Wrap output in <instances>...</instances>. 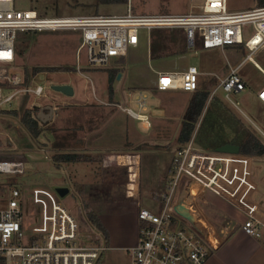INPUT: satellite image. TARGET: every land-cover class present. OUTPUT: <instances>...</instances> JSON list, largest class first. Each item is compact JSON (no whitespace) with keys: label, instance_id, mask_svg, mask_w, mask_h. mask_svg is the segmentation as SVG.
Returning a JSON list of instances; mask_svg holds the SVG:
<instances>
[{"label":"built area","instance_id":"2783aa9c","mask_svg":"<svg viewBox=\"0 0 264 264\" xmlns=\"http://www.w3.org/2000/svg\"><path fill=\"white\" fill-rule=\"evenodd\" d=\"M245 25L251 26L252 33L243 40ZM160 27L182 29L190 46L199 33L203 48L243 44L249 50L218 82L229 99L231 91L245 88L238 68L252 60L254 51L264 45V6L230 11L226 0H198L184 13H134L128 5L127 12L121 15L45 16L35 9H16L13 0H0V104L9 103L18 92L40 95L44 89L41 85L30 88L13 70L19 30H79L76 65L80 71V56L92 66L108 65L113 58L125 57L129 46L138 44L140 29ZM198 75L194 64L182 70H159L155 87L194 91ZM3 86L19 88L4 93ZM215 89L208 98L215 95ZM128 96L133 105L108 103L150 126L145 91L137 89L135 95L129 92ZM258 97L264 103V88ZM233 104L237 106V102ZM193 134L172 155L161 206L157 210L138 208L137 239L127 248L128 264H202L214 243L223 237L201 209L200 199L206 192L222 198L244 215L239 225L245 234L264 237V206L259 194L264 186V162L259 160L263 154L205 150L195 143ZM0 172L23 173V159L0 157ZM82 212L85 216L88 213L83 209ZM80 234L75 216L54 188L13 186L0 206V264H106L101 261L105 242H81Z\"/></svg>","mask_w":264,"mask_h":264},{"label":"rangeland","instance_id":"374dc122","mask_svg":"<svg viewBox=\"0 0 264 264\" xmlns=\"http://www.w3.org/2000/svg\"><path fill=\"white\" fill-rule=\"evenodd\" d=\"M197 2L198 0H126L95 4V0H13V6L21 10L35 9L40 15L45 16L96 13L121 15L127 12L128 5L135 13H183L189 11L191 5ZM256 3L257 0H226L227 9L230 11L257 7ZM243 28V40H246L251 35L252 29L250 25H245ZM79 42V30L17 31L15 39L17 54L12 66L13 70L24 79L30 88L41 85L44 89L40 95H35L32 92H18L9 103L0 104V110L15 109L21 112L25 107L50 106L56 108L58 114H62L65 107L76 112L97 108L108 112V114H113L118 111V107L104 105L103 102L133 105L128 103L127 92L131 89L132 95H135L136 89L134 88L141 87L148 96V112L154 117H159V125L143 127L139 120H127L135 133L146 139L143 141L153 143L152 148L156 150V153L153 154L154 161L161 169H164L165 179H167L170 175V159L175 149L180 145L177 136L182 121L186 117L188 99L192 91L175 90L169 94L160 92L157 88V90L150 88L155 78L151 66L160 70H180L187 67L188 64H194L199 69L198 79L201 88L208 91L209 96L216 88L213 98H221L238 117L258 133L264 142V105L254 95V91L264 84V74L253 65L254 59L264 68V45L254 51L251 56L252 60H246L238 68V73L246 81V86L239 92L231 91L228 99L222 88L217 85L230 66L248 53L249 50L243 44L225 46L224 49L219 47L218 49L203 48L200 35L196 33L194 43L190 46L180 28L160 27L150 30L143 28L139 30L138 45L128 47L125 64L115 65L119 59L113 58L109 65L92 66L86 62L85 57L80 56L81 70L79 71L76 65V51ZM34 66H57L60 68L33 73ZM109 68H119L118 74H120L112 80L114 89L112 98H109L108 91ZM201 68L206 71L203 75L200 74ZM61 84L69 85L72 94H65L52 88L53 85ZM17 88L19 86L8 88L3 86L2 91L7 93ZM213 98H208L207 103ZM236 102L237 106L233 104ZM166 104L168 105L166 106ZM54 122L53 126H55ZM63 123L59 120L60 127L65 126ZM111 124L107 126L105 140L102 144L96 142V138L90 139L85 144L89 146L100 144L103 147V143H105L108 147H120L125 134L121 133L122 129L114 128ZM197 128L194 130L193 138L195 143L201 146L195 140ZM61 130H64L62 134L59 133ZM65 130L58 129L56 132L53 129L42 128L38 136L34 138L23 127L18 116L0 113V157L19 156L24 161V172L21 174L11 175L0 172V206L5 203L8 190L13 186L19 189H27L33 185L55 188L67 184L68 176H71V166L69 164L56 165L52 161L53 150L51 147L52 142L57 146H66L72 143V141L66 142L64 134L69 130ZM259 160L264 162V152ZM154 161L152 163H155ZM261 188L260 192L264 190V186L262 185ZM162 190L161 185L160 194ZM59 199L72 211L81 234L89 235L92 229L85 220L86 216L82 209L89 212L90 203L82 189H71L63 196H59ZM160 201L159 199L152 200V203H155L154 207L159 208ZM200 202L201 209L209 216L221 237L225 235L223 232H227L223 227L240 228L239 223L244 220V215L222 198L205 193ZM107 210L105 219L116 240L112 241L102 252V261L106 264H128L129 255L120 245H125L129 241V239L127 240V233H129L127 229L130 227L132 219L130 216L120 218L121 208L117 209V206Z\"/></svg>","mask_w":264,"mask_h":264},{"label":"crops","instance_id":"0c3cea01","mask_svg":"<svg viewBox=\"0 0 264 264\" xmlns=\"http://www.w3.org/2000/svg\"><path fill=\"white\" fill-rule=\"evenodd\" d=\"M182 34L185 37L183 31ZM209 49H218V47ZM243 58H240L239 61L230 66V68L238 65L239 62L243 60ZM125 63L126 58L122 57L116 61L115 65H121ZM255 63H257L259 67H257ZM253 65L264 74V68L254 59ZM185 68L186 67H184L183 69ZM110 69L116 70V75L120 76V74H118L119 68L108 69V91L110 96L109 98H112L114 89L112 80H109ZM151 69L155 73V78L153 79V84L150 86V88L156 89L155 83L157 78V71H159L160 69H155L152 66ZM229 70L230 69H228L222 77H224L229 72ZM205 73V69L201 68L200 74L203 75ZM244 82L246 86V81L244 80ZM198 85L201 87V85L199 84V79ZM263 88L264 84L254 91V95L255 98L264 105L263 101L258 97V92ZM134 89L143 90V88L141 87ZM175 90L180 91L181 89H167L158 91L168 92L169 94H172L171 92ZM129 92L131 93V89L127 92L128 99ZM188 100H190V98ZM103 104L116 106L109 104L108 102H103ZM167 105L168 104H166V106ZM25 108L34 110L33 114L37 117L41 129H53L56 130V132L58 131V129L69 130V132L64 134V136L66 142L69 143L72 141V143H69L66 146H57L52 142L51 146L53 150L52 154L61 151V159L63 164H69L71 166L70 181L66 182V185L60 186L68 187V192L74 188H77L78 190L80 188L82 189L83 194L88 197V203H90L89 210H94L96 212L99 220L107 231V238H103L104 235L90 223L86 215V221L90 224L91 229L94 230L90 233L98 237V242H100L101 240L105 242L106 246H109L112 241L116 240L105 219L107 218V209L117 206V209L121 208V210L119 211L121 212L119 213L120 218L130 216L132 219V223L127 229L129 231V233H127V240L129 239V241L125 245H120V247L124 248L127 251V248L134 245L137 239L138 221L136 212L138 208L141 206H145L157 210L158 207H154L155 203H152V200H160L161 194L166 188V173H164V169H161L158 163L154 161L153 154L156 153V150L152 148L153 143L143 141L146 139L141 137L142 135L139 136L135 133V130L131 125H129L127 120L135 118L129 116L121 107H118V111L113 114H108V112L97 108H95L94 110L89 109L87 111L76 112L69 107H65L62 114H58L57 110L53 109L50 106H32ZM3 111L4 110H0V113H4L6 115H11L14 117L18 116V119L20 121L19 115H14L12 113ZM146 113L150 119L151 124L150 126H147L142 122L143 127H153L154 125H159V117L150 115L148 112V108L146 110ZM59 120L64 122V127H60ZM53 122L55 123V126L52 125ZM110 124L114 128L117 127V129H122L121 133L125 134L123 143L119 145L120 147H108V145H106L105 143H103V147L100 144L96 146H89L85 144L92 138H96V142L98 141L102 144L103 140H105L104 136L107 130V126H109ZM62 132H64V130L59 131V133L61 134ZM64 155H70L74 158L76 157L78 160L75 161L74 158L65 157ZM151 155L152 159L150 160ZM152 161H154L155 163H152ZM262 177L264 179V173ZM161 185L163 190L160 194L159 190ZM259 194L262 197V206H264V190ZM223 228L226 229L227 232H223L225 233V235L222 237V239L214 243L212 251L209 253L202 264H264V237L254 238L245 234L239 227L237 228L235 226ZM127 254L129 255L128 251Z\"/></svg>","mask_w":264,"mask_h":264},{"label":"trees","instance_id":"16d2710c","mask_svg":"<svg viewBox=\"0 0 264 264\" xmlns=\"http://www.w3.org/2000/svg\"><path fill=\"white\" fill-rule=\"evenodd\" d=\"M124 1L126 0H95V4L98 2L115 3ZM256 5L264 6V0H257ZM59 68L60 67L57 66H34L32 72L36 73L40 70H57ZM109 72V80L111 81L117 74V71L110 69ZM208 97L209 92L199 85L192 91L186 117L182 121V126L177 136L178 142L183 144L188 141L194 133L197 123H199L195 134V140L201 144L200 147L205 150H215L222 144L233 143L240 146V153L254 156L263 154L264 142L258 136V133L255 132L249 124L238 117L221 98L212 97L213 99L209 100L207 103ZM33 111L32 109L25 108L20 113L16 110H4L3 112L19 115L23 127L30 135L36 138L41 128ZM64 156L74 158L70 155ZM61 158V151L52 154V161L58 166H64ZM74 160L77 161L78 159L75 157ZM70 177L71 176H68L69 181ZM87 217L90 223L104 235L103 238H107V231L99 220L96 212L90 210L87 213Z\"/></svg>","mask_w":264,"mask_h":264},{"label":"water","instance_id":"95a60500","mask_svg":"<svg viewBox=\"0 0 264 264\" xmlns=\"http://www.w3.org/2000/svg\"><path fill=\"white\" fill-rule=\"evenodd\" d=\"M52 88L61 91L65 94H72V89L69 85H65V84L53 85ZM215 150L220 152H227V153H239L240 146L233 143H225L218 146ZM54 189L59 196H63L65 193L68 192V187L66 186H57ZM80 241L85 243H94V242H98L99 239L96 235H93L92 233L91 234L89 233V235L88 234L84 235L82 233L80 234Z\"/></svg>","mask_w":264,"mask_h":264}]
</instances>
